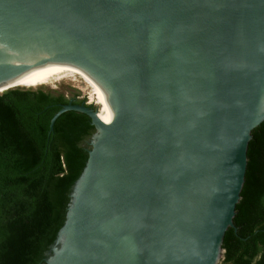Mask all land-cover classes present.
Segmentation results:
<instances>
[{
	"label": "water",
	"instance_id": "water-1",
	"mask_svg": "<svg viewBox=\"0 0 264 264\" xmlns=\"http://www.w3.org/2000/svg\"><path fill=\"white\" fill-rule=\"evenodd\" d=\"M0 92L35 181L78 173L40 264H219L264 120V0H0Z\"/></svg>",
	"mask_w": 264,
	"mask_h": 264
},
{
	"label": "trees",
	"instance_id": "trees-1",
	"mask_svg": "<svg viewBox=\"0 0 264 264\" xmlns=\"http://www.w3.org/2000/svg\"><path fill=\"white\" fill-rule=\"evenodd\" d=\"M16 104L0 92V264H40L53 241L78 167L63 135L52 184L35 181L11 127ZM233 227L224 231L219 264H264V120L251 132Z\"/></svg>",
	"mask_w": 264,
	"mask_h": 264
},
{
	"label": "clouds",
	"instance_id": "clouds-1",
	"mask_svg": "<svg viewBox=\"0 0 264 264\" xmlns=\"http://www.w3.org/2000/svg\"><path fill=\"white\" fill-rule=\"evenodd\" d=\"M223 258V257H222Z\"/></svg>",
	"mask_w": 264,
	"mask_h": 264
}]
</instances>
